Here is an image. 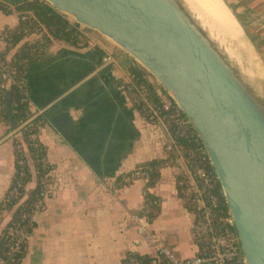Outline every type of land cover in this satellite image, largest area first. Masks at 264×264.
<instances>
[{
  "label": "crops",
  "instance_id": "crops-1",
  "mask_svg": "<svg viewBox=\"0 0 264 264\" xmlns=\"http://www.w3.org/2000/svg\"><path fill=\"white\" fill-rule=\"evenodd\" d=\"M225 1L257 41L253 47L264 63V0ZM9 10L0 12V33L18 26V14ZM80 31L85 48L51 41L28 71L30 112L45 118L38 140L53 171V189L36 217L22 264H123L130 251L154 255L153 244L131 246L137 239L131 218L142 208L144 184L116 183L141 164L165 160L168 136L131 109L123 83L133 61L98 34ZM106 56L112 63H103ZM14 135L0 124V209L14 173ZM183 173L179 161L160 171L148 191L160 210L146 232L180 259H191L198 251L193 219L175 184ZM32 190L30 184L27 195ZM0 217L4 225L10 219L6 213Z\"/></svg>",
  "mask_w": 264,
  "mask_h": 264
},
{
  "label": "water",
  "instance_id": "water-1",
  "mask_svg": "<svg viewBox=\"0 0 264 264\" xmlns=\"http://www.w3.org/2000/svg\"><path fill=\"white\" fill-rule=\"evenodd\" d=\"M42 1L124 52L171 98L204 148L245 263L264 264V97L253 98L188 5Z\"/></svg>",
  "mask_w": 264,
  "mask_h": 264
},
{
  "label": "trees",
  "instance_id": "trees-1",
  "mask_svg": "<svg viewBox=\"0 0 264 264\" xmlns=\"http://www.w3.org/2000/svg\"><path fill=\"white\" fill-rule=\"evenodd\" d=\"M10 6L18 14V18H26L25 22L18 23L12 30H4L0 33L3 37L4 49L0 51V61L4 64V71L8 73L10 84L8 90L0 89V124L5 127L6 133L17 131L12 137L14 147V173L10 181L5 196L16 191L18 198L25 196L24 202L17 206L12 213L11 220L0 232V259L5 260L7 253V228L14 224H21V214L31 211L33 204L39 199L42 189L52 181L47 175L51 167L46 161V149L38 140V133L44 126L43 115H32L30 112V89L28 83L29 68L42 59L47 45L51 41L63 42L74 48H85L88 44L86 37L81 33L79 25L70 21L64 15L53 10L42 0H0V12L9 15ZM31 16V18H30ZM30 18V19H29ZM36 33L41 35V45L23 43L27 34ZM129 84L123 85L126 96L130 98L132 86L144 85L149 92V99L152 108L146 105H131V109L138 113L145 123L156 124V118L152 117V111L158 113L173 138L178 155L186 160H195L201 144H197L195 137L189 134L180 137L176 133L174 126V112L161 110L160 98L157 95L154 80L136 63H132L128 69ZM152 81V82H151ZM2 82L0 81V86ZM164 96L167 94L159 87ZM184 118V116H183ZM177 152L168 153L165 160H156L137 166L133 171L123 175L117 180V188L131 185L126 182L135 171L143 172L147 181L143 185V205L140 213L146 215L149 224L157 217L160 210V203L149 190L154 188L159 180L160 171L166 166H172L178 158ZM33 184V190L27 195V189ZM218 197L224 209H227L224 198L221 195L218 185ZM14 197H9V202L5 205L6 212H11L16 206ZM186 209L190 213V209ZM2 210V209H1ZM25 256V255H24ZM23 256V257H24ZM22 257V259H23ZM131 258L147 261L146 256L132 254ZM123 264H128L127 259Z\"/></svg>",
  "mask_w": 264,
  "mask_h": 264
},
{
  "label": "built area",
  "instance_id": "built-area-1",
  "mask_svg": "<svg viewBox=\"0 0 264 264\" xmlns=\"http://www.w3.org/2000/svg\"><path fill=\"white\" fill-rule=\"evenodd\" d=\"M31 18V16H30ZM29 18V19H30ZM26 18L19 19L20 22H25ZM34 44L39 42L41 45V35L36 33L27 34V38L23 43ZM0 44L4 48L3 37H0ZM104 64L112 63V59L106 56L103 59ZM4 64L0 61V81L2 85L0 89L8 90L10 79L7 72L4 71ZM152 82V81H151ZM129 76L123 85H128ZM157 95L160 98L161 110L167 112L172 110L174 112V126L177 135L180 137L189 134L195 137L197 144H201L197 135L195 134L190 122L184 117L179 108L167 95L164 96L159 90V85L155 83ZM128 98V96H127ZM128 101L131 105L139 106L146 105L149 109L152 108L149 99V92L144 85L132 86L130 90V98ZM152 117L156 118V124L146 123L150 127H161L167 134L168 139L164 142V153L166 157L168 153L177 152L176 144L170 136L163 119L158 113L152 111ZM17 132V131H16ZM202 145V144H201ZM203 147V146H202ZM180 162L184 167L183 175L176 179V190L178 196L182 199L193 219L194 231L198 243L197 254L191 259H180L177 255L168 248L165 244L157 241L154 237L146 232L148 221L146 215L138 212L131 218V222L135 226L137 239L131 244L136 248L144 243L153 244L154 255L146 256L147 261L131 258L132 254L141 256L135 252H128L125 259L128 264H246L242 256L239 242L234 229V223L228 209H224L218 197V180L209 163L204 148H199L195 160H186L178 155L175 162ZM48 179L52 181L53 171L50 170ZM140 181L146 183L147 177L141 171H135L130 179H127L128 184ZM53 184V183H52ZM52 184L46 185L39 196V199L33 204L31 211L23 212L21 214V224H14L7 228V253L5 260L0 259V264H22V257L26 252L27 245L30 241L32 231L36 223V217L44 210L45 201L52 193ZM221 191V190H220ZM144 195V192H143ZM222 195V192H221ZM12 196L17 201L16 206L11 212H6L5 205L9 202V197ZM25 200V196L18 198L16 191L9 193L8 197H4L1 203V214L10 215L15 211L17 206L21 205ZM9 222V221H8ZM7 222V223H8ZM4 225L0 217V229Z\"/></svg>",
  "mask_w": 264,
  "mask_h": 264
},
{
  "label": "bare ground",
  "instance_id": "bare-ground-1",
  "mask_svg": "<svg viewBox=\"0 0 264 264\" xmlns=\"http://www.w3.org/2000/svg\"><path fill=\"white\" fill-rule=\"evenodd\" d=\"M183 1L222 57L235 69L241 83L253 98L261 100L264 97V72L244 35L240 34V28L232 22L227 7L219 5L221 0H217L219 4L211 0Z\"/></svg>",
  "mask_w": 264,
  "mask_h": 264
},
{
  "label": "rangeland",
  "instance_id": "rangeland-1",
  "mask_svg": "<svg viewBox=\"0 0 264 264\" xmlns=\"http://www.w3.org/2000/svg\"><path fill=\"white\" fill-rule=\"evenodd\" d=\"M212 2H215V3H217V4H219L220 2L219 1H217V0H211ZM223 2H224V4L226 5V7L229 9V7H228V4H227V2L225 1V0H223ZM219 5H223V3H222V1H221V3L219 4ZM224 5V6H225ZM230 10V9H229ZM225 11H226V9H225ZM231 12V11H230ZM204 14V13H203ZM205 15V14H204ZM206 16V15H205ZM230 17H231V20H232V22L234 23V25H235V27L237 28V29H239V28H241L239 31H240V34L241 35H244V38L246 39V41L248 42V44L250 45V47L252 48V51L254 52V55H255V59L257 60V62H258V64L259 63H261V67H262V71L264 72V63H262L263 61H262V59H261V57L258 55V53H257V51L254 49V44H256V45H258V43H257V41L255 40V39H251V37H252V34H250L248 31H247V29L245 28V29H243L244 27H241L242 25L241 24H237L236 22H235V19H233L232 18V16L231 15H229ZM234 16V15H233ZM207 17V16H206ZM236 18V17H235ZM208 19H210L209 17H208ZM70 20V19H69ZM70 21H72V20H70ZM237 21H238V19H237ZM73 22V21H72ZM238 23H240V22H238ZM83 31H85V32H89V30H86V29H84V28H81ZM242 30V31H241ZM250 38V39H249ZM254 42V43H253ZM126 55V54H125ZM155 82V81H154ZM156 83V82H155Z\"/></svg>",
  "mask_w": 264,
  "mask_h": 264
}]
</instances>
